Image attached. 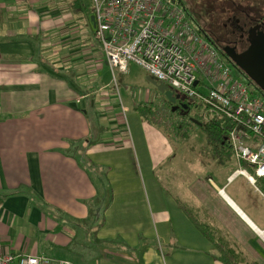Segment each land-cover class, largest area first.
I'll return each mask as SVG.
<instances>
[{
  "label": "crops",
  "instance_id": "crops-1",
  "mask_svg": "<svg viewBox=\"0 0 264 264\" xmlns=\"http://www.w3.org/2000/svg\"><path fill=\"white\" fill-rule=\"evenodd\" d=\"M68 4L76 5V0H69ZM61 9L59 2L50 5V0H0V246L19 255L95 264L99 260L72 246L82 239L83 223L91 222L86 233L94 231L99 224V215L87 206L98 192L86 166L76 155L63 150L68 149L69 142L76 148L80 144L77 142L86 141L84 154L91 159L104 155L118 158L121 153L132 155L129 142L119 146L121 138L127 135L122 116L128 113V132L132 138L136 137L143 164L160 167L168 153L161 148L154 152L156 138L162 137L138 110L152 106L157 89L153 86V92L148 91L147 97L132 105L119 101L116 106L113 95L106 94L108 84H95L96 71L103 69L101 64L106 59L94 39L91 15L82 18L90 20L96 47L90 43L83 51L90 56L81 59L72 53L62 54L59 43L55 44L64 30L58 24ZM88 115L103 125L95 128ZM95 138L102 139L97 142ZM215 157L219 164H224L227 156L215 154ZM236 164L230 173V170L227 174L218 173L211 181L193 180L187 187L186 199L193 202V208L205 209L211 222L231 238L247 260L262 264L247 256L253 243L264 249V213L261 206L242 196L238 181L242 179L263 205L264 193L245 176L235 175L240 168ZM119 167L117 163L110 180L124 199L113 193L111 202L108 200L110 214L106 216L104 230H100L104 231L106 243L99 262L153 264L155 251L140 248L137 241L131 247L127 245L128 250L110 242L113 236L108 227L114 219L133 223L139 220V215H130L136 213L130 209L133 205L127 198L130 185L124 189L126 169L125 173L117 174ZM177 205L181 208L180 201ZM154 213L158 222L169 221V212L158 202ZM138 229L134 225L128 230L129 235L134 237ZM216 256L215 248L209 243L204 253H171L169 264H222Z\"/></svg>",
  "mask_w": 264,
  "mask_h": 264
},
{
  "label": "rangeland",
  "instance_id": "rangeland-1",
  "mask_svg": "<svg viewBox=\"0 0 264 264\" xmlns=\"http://www.w3.org/2000/svg\"><path fill=\"white\" fill-rule=\"evenodd\" d=\"M76 1L78 2V0ZM81 1L84 3L82 4ZM57 2L60 3L62 8L59 10L58 24L64 29L55 41V44L59 43L58 50L62 54L72 53L74 57H80L81 59L90 56V54L83 51L90 46V43L95 47L96 45L92 37L91 27H89L90 20L87 17L86 19L82 18L85 16L82 14L81 7L85 12H88L92 6L91 0H80L81 7L77 3L71 6L68 4L69 0H50V5ZM181 3L187 9L195 27L209 28L217 32L225 31L224 26L228 19L237 13V9L236 16L240 19H244L243 15L239 14L240 10L248 12L245 7L252 9H250L252 17L264 16V0H181ZM82 20L84 21L82 22ZM105 63L101 64L103 69L96 71L98 76H95V84H108L106 94L109 97L110 93L113 95L116 106H118L119 101L132 105L133 102L144 99L149 95V92L154 91L153 86L147 80L148 75L140 67L129 64L124 75L114 77L111 71L109 72V67L107 68L108 64L106 66ZM232 72L237 75L234 70ZM238 77L240 80L247 82L244 76ZM154 93L157 98L153 99L152 106L146 105L147 110H145L149 112L152 109V113L151 115L147 114L144 120L149 122V126L162 137L156 138L154 152L158 153L157 149L161 148L168 153V156L161 162L160 167L150 168L143 164L142 153L137 145L136 137L132 138L130 132H128V113L122 116V125L125 127L127 135L126 138H121L122 142L119 146L123 145L125 141L129 142L132 155L121 153V155H117L118 158L115 155H104L100 158L93 156L91 159L84 154L87 148L86 141L77 142L80 144L76 148L71 145L73 142H69L67 150L61 149L64 153L72 156L76 155L80 159V163L86 166L85 170L91 174L94 185H96L98 195L95 201H92L89 211H95L96 215H99L97 219H100L99 224L94 231L91 230V232L86 233L91 222L90 224L83 223L82 239H78V242L76 241L72 246L73 249L85 250L86 256L94 258L95 261H101L102 252L105 249L104 231L100 232V230H104L105 225H107L105 221H108L106 216L110 214L107 210L108 200L111 202L113 193H118L119 199H124L117 191L118 188L110 180L117 163L120 164L117 174L125 173L126 169L127 182L124 184V189L127 185L128 187L130 185V193L126 197L130 205H133V207L130 206V209H135L136 212L130 213V215L134 217L139 215V220L133 223L132 221L124 222L120 218L114 219L108 227L111 236H113L110 238L112 244L128 250L127 245L130 246V244L137 241L140 248H144L149 252L155 251L156 259H154L153 264H169L170 254L176 253V251L182 254L191 251L204 253L209 248V243L201 237L196 225L192 223L188 215L191 207L194 206H192V201L186 199V190L193 180L211 181L218 173H228V170H230V173L232 169L237 167V164L229 153L225 157V163L219 164L215 154L211 151V146L207 143L206 135L202 129L187 121V117L194 119L196 115L201 116L198 108L191 106L185 120L181 117V113L172 112L173 107H170L169 102L163 95L158 91H154ZM88 118L93 121L95 128L103 125L102 121L95 119L94 116L88 115ZM131 127L133 126L131 125ZM100 139L102 138H95L94 141L98 142ZM103 152L100 151L99 153ZM241 180L238 181V184L242 185L240 189L242 196L261 206L260 211L264 213V205L258 201L251 189ZM178 201L181 202V208L177 205ZM157 202L170 214L169 221L166 223L158 222L157 217L154 215ZM113 208L112 203L111 210ZM114 215H117V213ZM134 225H138L139 229L138 233L135 232V236L132 237L129 235L128 230ZM122 236L129 241L123 239ZM250 250L252 252H249L247 257H255L264 264V249L257 248L253 243ZM99 261L95 264H100Z\"/></svg>",
  "mask_w": 264,
  "mask_h": 264
},
{
  "label": "built area",
  "instance_id": "built-area-1",
  "mask_svg": "<svg viewBox=\"0 0 264 264\" xmlns=\"http://www.w3.org/2000/svg\"><path fill=\"white\" fill-rule=\"evenodd\" d=\"M91 4L93 36L111 74H124L134 64L198 108L203 121L228 124L227 146L240 165L235 175L245 176L255 187L264 182V97L218 57L180 1L91 0ZM0 264L71 263L19 255L0 246Z\"/></svg>",
  "mask_w": 264,
  "mask_h": 264
},
{
  "label": "trees",
  "instance_id": "trees-1",
  "mask_svg": "<svg viewBox=\"0 0 264 264\" xmlns=\"http://www.w3.org/2000/svg\"><path fill=\"white\" fill-rule=\"evenodd\" d=\"M179 1L181 3V0H179ZM81 2H80V0H78V2L76 1L78 6H80V7H81ZM83 3L84 2H82V4ZM81 9L83 10L82 14L84 16H89L92 14L91 9L88 12H85L82 7H81ZM197 29L200 32H203L202 27L198 26ZM236 70H237L238 76H244L245 80L249 84H251L260 95H262L264 97V93L259 88H257L256 85L254 83H252L251 80H249L243 72H241L237 68H236ZM189 106L191 107L192 105L189 104ZM145 107L147 108V106L138 108L139 113L143 117H147L148 113L150 115L152 113V111H151L152 109H150V111L147 112V111H145V110H147ZM170 107H171V105H170ZM176 113H179V110L176 111ZM181 117L186 120L184 115L181 114ZM194 119L199 121L200 123H202V126L200 128L202 129V131L206 135L207 143L212 148L211 151L214 154H220L222 156H224V155L227 156V153H229V155H230V152H229V149L227 146V142H226V138H227L228 131L230 130V126L226 123H222V121L205 122L203 120H199V119H201V117L197 116V115L194 117ZM187 121H189V123H192V122H190V119L188 117H187ZM71 145L73 146V144H71ZM242 167L249 169V167L246 164H242ZM257 187L259 188V190H261L264 193V191H263L264 190V182H259L257 184ZM95 199L96 198L93 199V202L95 201ZM91 203H92V201L87 203V206L89 207V209L91 207ZM188 215H189L192 223H194L196 225V227H197L196 229L200 233V235L215 248V250L217 252L216 259L218 261H220L222 264H257L254 261L247 260L242 255L239 248L231 240V238L226 233H224L222 230L217 228L211 222L212 221L211 216L208 214V212L205 209L191 208V211L188 212Z\"/></svg>",
  "mask_w": 264,
  "mask_h": 264
},
{
  "label": "flooded vegetation",
  "instance_id": "flooded-vegetation-1",
  "mask_svg": "<svg viewBox=\"0 0 264 264\" xmlns=\"http://www.w3.org/2000/svg\"><path fill=\"white\" fill-rule=\"evenodd\" d=\"M233 7L237 9L235 5H233ZM245 9L248 10V12L239 11V14H241V16L243 15L244 19H240L236 16L238 13L237 9V13L228 19L224 26L225 31L223 32L202 28V35L214 47L218 57L235 72H237L236 67H234L228 55L233 54V52L240 54L248 47L250 35L257 34L259 31L264 32V16L258 18L252 17L250 13L251 8L245 7ZM226 31H228V33H226ZM182 104H187L188 107L183 110L179 109V113L186 116L191 109L189 106L190 103L188 101H183Z\"/></svg>",
  "mask_w": 264,
  "mask_h": 264
},
{
  "label": "water",
  "instance_id": "water-1",
  "mask_svg": "<svg viewBox=\"0 0 264 264\" xmlns=\"http://www.w3.org/2000/svg\"><path fill=\"white\" fill-rule=\"evenodd\" d=\"M90 20L94 27L95 25L92 16ZM228 58L233 63L234 67L243 72L246 77L264 93V32L259 31L257 34L250 35L249 44L246 50L240 54L233 52V54L228 55ZM147 80L173 107L172 112L178 111L179 109L183 110L188 107L187 104H182L186 99L171 91L166 85L157 82L150 77H148ZM71 106L83 108V106L79 104H71ZM190 122L198 127L202 126V123L193 118H190Z\"/></svg>",
  "mask_w": 264,
  "mask_h": 264
}]
</instances>
